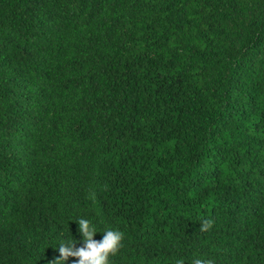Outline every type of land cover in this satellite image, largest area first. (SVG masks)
I'll return each mask as SVG.
<instances>
[{
	"label": "trees",
	"instance_id": "obj_1",
	"mask_svg": "<svg viewBox=\"0 0 264 264\" xmlns=\"http://www.w3.org/2000/svg\"><path fill=\"white\" fill-rule=\"evenodd\" d=\"M81 217L109 264H264V0H0V264Z\"/></svg>",
	"mask_w": 264,
	"mask_h": 264
},
{
	"label": "clouds",
	"instance_id": "obj_2",
	"mask_svg": "<svg viewBox=\"0 0 264 264\" xmlns=\"http://www.w3.org/2000/svg\"><path fill=\"white\" fill-rule=\"evenodd\" d=\"M78 225V231L82 237V246L76 247V241L72 238L68 241L58 242L59 258L56 261H66L69 257L77 258L74 264H109V257L117 253L122 247L124 233L120 230L107 228L98 231L94 223L81 217L74 221ZM212 220H203L200 222V231H208L212 227ZM102 233V238L97 241L93 239L94 235ZM45 250L43 247L40 254ZM175 264H185L184 259L180 258ZM193 264H214L210 259L195 258Z\"/></svg>",
	"mask_w": 264,
	"mask_h": 264
}]
</instances>
